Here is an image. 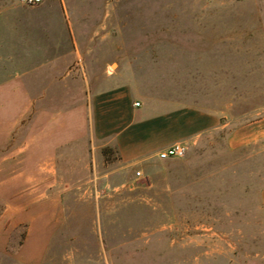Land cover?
Listing matches in <instances>:
<instances>
[{
	"label": "rangeland",
	"instance_id": "obj_1",
	"mask_svg": "<svg viewBox=\"0 0 264 264\" xmlns=\"http://www.w3.org/2000/svg\"><path fill=\"white\" fill-rule=\"evenodd\" d=\"M3 10L36 18L0 14V79L38 90L32 110L69 122L70 139L40 159L35 193L32 110L14 131L0 264L22 260L16 251H46L44 264H264V0H0ZM116 86L153 112L211 113L215 126L183 141L181 158L128 160L94 132V93Z\"/></svg>",
	"mask_w": 264,
	"mask_h": 264
},
{
	"label": "crops",
	"instance_id": "obj_2",
	"mask_svg": "<svg viewBox=\"0 0 264 264\" xmlns=\"http://www.w3.org/2000/svg\"><path fill=\"white\" fill-rule=\"evenodd\" d=\"M29 13L31 12L22 10L0 11L1 17L4 18L26 17L33 21L36 16L27 15ZM15 23L17 22H14V25ZM17 80L0 79V179L7 176L8 162L13 167L9 168V171H16L17 158L8 161L6 148L23 117L32 110L33 99L41 96L38 90L29 91L20 82H16ZM94 96V132L108 140V143L128 160L145 159L173 143L196 138L213 128L216 123L211 113L196 108L153 112L139 103L128 89L119 90L117 86L98 89ZM136 102L139 104L136 105ZM54 120L55 115L52 112L32 110L28 137L32 166L30 180L36 184L35 193L39 190L40 159L50 161L56 146L70 139V123L56 125ZM54 128H60L66 131V134L51 133ZM6 253L5 251L4 254ZM45 254L46 251H16L14 256H9L23 257L12 264H44L48 262L40 261L39 258L45 257Z\"/></svg>",
	"mask_w": 264,
	"mask_h": 264
},
{
	"label": "built area",
	"instance_id": "obj_3",
	"mask_svg": "<svg viewBox=\"0 0 264 264\" xmlns=\"http://www.w3.org/2000/svg\"><path fill=\"white\" fill-rule=\"evenodd\" d=\"M20 4H25V5H37L40 4L43 0H16ZM136 105L139 103L136 102ZM187 152V145L183 142H176L168 147L160 150L157 153V157L160 160H165L168 158H181L183 157ZM137 175H140V171H137Z\"/></svg>",
	"mask_w": 264,
	"mask_h": 264
}]
</instances>
